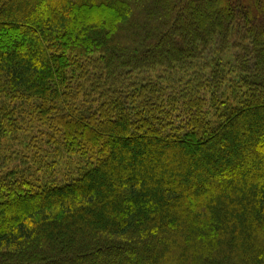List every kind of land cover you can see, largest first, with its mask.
I'll use <instances>...</instances> for the list:
<instances>
[{
	"label": "trees",
	"instance_id": "trees-1",
	"mask_svg": "<svg viewBox=\"0 0 264 264\" xmlns=\"http://www.w3.org/2000/svg\"><path fill=\"white\" fill-rule=\"evenodd\" d=\"M0 264H264V0H0Z\"/></svg>",
	"mask_w": 264,
	"mask_h": 264
},
{
	"label": "rangeland",
	"instance_id": "rangeland-1",
	"mask_svg": "<svg viewBox=\"0 0 264 264\" xmlns=\"http://www.w3.org/2000/svg\"><path fill=\"white\" fill-rule=\"evenodd\" d=\"M249 1H251V0H249ZM250 3V2H249ZM200 191H202V190H200ZM200 191H196V193L198 194Z\"/></svg>",
	"mask_w": 264,
	"mask_h": 264
}]
</instances>
